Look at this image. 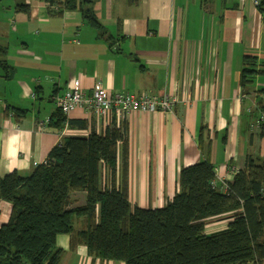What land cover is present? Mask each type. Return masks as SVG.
I'll list each match as a JSON object with an SVG mask.
<instances>
[{
    "label": "crops",
    "instance_id": "0c3cea01",
    "mask_svg": "<svg viewBox=\"0 0 264 264\" xmlns=\"http://www.w3.org/2000/svg\"><path fill=\"white\" fill-rule=\"evenodd\" d=\"M18 3L28 5L29 12L16 10ZM87 4L104 33L78 10L57 13L43 0H0V46L8 65H0V177L13 171L29 175L65 137L104 132L108 124L80 108L65 116L85 126L49 124L58 109L56 96L76 80L86 94L99 83L110 94L176 97L172 111H134L125 120L132 207H161L172 199L179 170L202 158L201 126L218 186L233 179V169L243 168L247 155L264 156V72L251 84L238 83L243 56L264 61V14L250 0ZM16 109L25 112L16 115ZM103 174L107 179L106 170ZM120 175L118 156L117 179ZM70 198L72 207L82 205L85 192H72ZM10 211L11 203L0 199V225ZM228 216L208 219L205 232L224 229ZM80 226L74 219V231ZM70 238L56 237L59 264H125L92 256L83 244L72 248Z\"/></svg>",
    "mask_w": 264,
    "mask_h": 264
},
{
    "label": "trees",
    "instance_id": "16d2710c",
    "mask_svg": "<svg viewBox=\"0 0 264 264\" xmlns=\"http://www.w3.org/2000/svg\"><path fill=\"white\" fill-rule=\"evenodd\" d=\"M43 1L49 11H80L87 23L105 32L87 4L90 0ZM138 1L126 3L135 5ZM256 8L264 14V0ZM15 9L29 12L23 3L16 4ZM5 52L0 46L4 69L8 66ZM259 66L264 67V61L243 56L239 85L251 84L263 73ZM260 92L264 93V88ZM14 112L21 115L25 110ZM49 124L56 128L65 124L85 126L68 119L59 109ZM204 129L201 126L198 138L202 158L179 170L177 190L161 207L131 206L128 128L125 121L116 125L115 119L103 133L92 130L85 137H65L29 175L13 171L1 176L0 199L11 203V211L8 221L0 225V264H59V234H70L72 248L83 244L92 256L125 264H262L264 156L247 155L244 167L236 170L224 192L215 182L214 166L207 157L210 141L203 146ZM118 156L121 175L117 179ZM75 191L85 192V202L72 207L70 197ZM224 214L230 217L227 226L206 233L208 219ZM74 219L81 220L76 231Z\"/></svg>",
    "mask_w": 264,
    "mask_h": 264
},
{
    "label": "built area",
    "instance_id": "2783aa9c",
    "mask_svg": "<svg viewBox=\"0 0 264 264\" xmlns=\"http://www.w3.org/2000/svg\"><path fill=\"white\" fill-rule=\"evenodd\" d=\"M259 1L250 0L255 7ZM73 84L72 88L56 96V107L65 115L76 108L83 109L103 119L106 124L111 123L112 119L118 123L125 121L128 115L134 111L169 112L173 110L176 102V97L170 94L142 93L137 96L128 92L110 94L99 83H96L86 94L80 88L77 80ZM263 119L264 116H261V120ZM35 164L37 165V163ZM233 171L236 172V169L234 168ZM220 187L222 191H228L226 181H222ZM262 191L264 193V187Z\"/></svg>",
    "mask_w": 264,
    "mask_h": 264
},
{
    "label": "rangeland",
    "instance_id": "374dc122",
    "mask_svg": "<svg viewBox=\"0 0 264 264\" xmlns=\"http://www.w3.org/2000/svg\"><path fill=\"white\" fill-rule=\"evenodd\" d=\"M7 0H3V2H6ZM194 1V0H193ZM196 1H198V0H196Z\"/></svg>",
    "mask_w": 264,
    "mask_h": 264
}]
</instances>
